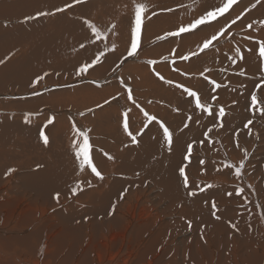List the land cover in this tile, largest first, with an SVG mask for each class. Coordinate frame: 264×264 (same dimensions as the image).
Masks as SVG:
<instances>
[{"label":"bare ground","instance_id":"1","mask_svg":"<svg viewBox=\"0 0 264 264\" xmlns=\"http://www.w3.org/2000/svg\"><path fill=\"white\" fill-rule=\"evenodd\" d=\"M138 3L146 10L138 50L128 56ZM220 5L221 0H0V264H264V105H251L253 93L264 100V0H237L210 26L167 35ZM27 17L33 19L22 21ZM221 29L225 43L205 49L210 58L201 55L203 42ZM98 55L99 62L78 74ZM166 56H190L199 70H213L197 80L201 102L217 104L208 105L212 115L196 108L187 86L183 95L173 83L179 84L173 80L182 73L169 70L172 63L145 62ZM96 76V83L114 80L113 86L100 87ZM44 85L42 94L25 96ZM13 107L25 113L9 112ZM65 110L72 119L57 115ZM49 111V119L35 120ZM125 111L138 143L123 127ZM145 112L173 133L171 151L160 124L149 122ZM77 129L89 132L91 158L103 179L90 168L80 170ZM188 144L190 161L184 159ZM242 160L237 177L230 165ZM184 165L187 186L179 173ZM9 169L15 171L6 175ZM238 188L244 192L237 195Z\"/></svg>","mask_w":264,"mask_h":264},{"label":"snow or ice","instance_id":"2","mask_svg":"<svg viewBox=\"0 0 264 264\" xmlns=\"http://www.w3.org/2000/svg\"><path fill=\"white\" fill-rule=\"evenodd\" d=\"M85 2V0H74V3H83ZM237 2V0H221V5L214 7L211 10H208L205 14L201 15L199 18L195 19L194 21H192L190 24L186 25V26H181L176 32H170L167 35L169 36H179L182 33H191L193 30L198 29L201 26H210V24L213 21H216L218 17H222L225 15V13H227L229 11V9L232 8V6ZM257 2H259V0H257ZM67 7H72L71 4L66 5L65 8ZM252 7H255V4L252 5ZM64 8H57L56 12H60V11H64ZM146 10V5H144L143 3H138L135 5V28L133 29V33H132V39L130 41V50L128 51L127 55L128 56H133L136 54L137 50H138V44H139V38H140V25H141V15L142 13ZM54 13H47V12H40L37 13V16H44V15H51ZM28 19H33V17H27L25 22H27ZM237 19H239V17H237ZM88 26L91 28L92 32L94 33V35L96 37H101V32L96 28V26L94 24H92L91 22H87ZM236 23V20H232L231 24ZM264 23V22H261ZM231 24H229L227 27H230ZM114 27V26H113ZM249 28L252 27V24L248 25ZM225 31V29H221L219 33L212 35L209 39H206L202 46L200 47V51H204L205 49L209 48L210 45H212L213 41H216L219 35H222L223 32ZM83 47V45H81ZM237 53H240V49L237 48L236 49ZM192 56H196L198 55V53L193 52L191 53ZM259 57L264 59V42H260L259 44ZM182 59H188V56H183L181 57ZM240 58L243 59V55H240ZM99 62V55L96 57V59L91 63V64H84L83 66H81L78 70V74H84L88 71V69L90 67L93 66V64ZM4 63V61L0 60V64ZM149 63L151 64H155L156 61H149ZM243 74V73H242ZM44 75H47V73H45ZM157 75H159V73H157ZM41 79H43V76L41 77H37L36 78V82L38 83ZM160 79L163 80L164 77L160 76ZM168 83H171V81H168ZM211 83L213 85H215L217 88L220 87L219 84L216 83V81L212 80ZM182 87V86H181ZM185 91L187 92V94L191 97L195 98V106L198 109H201L202 111H206L208 112L209 115H212V111H211V107L208 105H205L204 103L201 102V98L200 95L196 92V91H191L189 89H185ZM129 98L131 99V89H129ZM258 104L260 105H264V100H261L255 93L251 94V105L253 106V108H255ZM130 111V110H129ZM260 112L262 115H264V108L260 109ZM225 110L223 107H221L219 109L218 115L220 118H223L225 116ZM124 123H123V127L125 129V131L127 132V134L131 137V140L133 143H138L137 140V136L133 135L131 131H129V123H128V111L124 112ZM144 115L147 117V119L149 120V122L151 121H157V117L155 116H150L148 115V113H144ZM160 127L163 129V138L164 141L167 145L168 151L172 150V145H173V133L170 131V129L164 125L163 122H159ZM49 123H51V121H49ZM252 121L249 120L248 124H251ZM247 127V125H245ZM222 127V124H221ZM211 131V129L209 130ZM77 134L79 137H81L82 139L78 142L74 143V147H75V157L77 158V160L79 161V166H80V170L83 171L85 169V167L90 168L91 172L94 173L97 177H99L100 179H103V176L101 175V173L97 170V167L94 165L92 158H91V144L89 143V132L88 131H81L79 129H77ZM41 137L43 138V143L45 145L48 144V137L41 132L40 133ZM192 153H193V145L192 144H188L186 147V155L184 157V159L186 160H191L192 157ZM244 155L247 156V150L244 151ZM110 159L112 157H109ZM199 163L203 164V161H199ZM39 167V166H38ZM187 167V165L181 166L179 168V173L180 176L183 178L184 184L185 186L188 185L189 183V178L188 175L186 174L185 168ZM230 167L235 168V175L237 177H240L242 175V170L244 168V161H240L239 166L236 165H230ZM13 171H15V169H9L8 173H6V175L11 174ZM209 187H212V185H209ZM251 187V186H249ZM79 186L74 187L72 189L73 194H77V192L79 191ZM244 192L243 188H238L237 190V195L241 194ZM189 195H195L194 192H190ZM228 195H232V193H229ZM54 199L57 201V203H59L60 200V193L57 192L54 194ZM211 207L213 209H215L217 207V205L215 204V202L212 203ZM213 215H216L215 212H213ZM217 219H219L220 217L217 216ZM188 226L189 228H191V221L188 222ZM232 227H236V225H232Z\"/></svg>","mask_w":264,"mask_h":264},{"label":"rangeland","instance_id":"3","mask_svg":"<svg viewBox=\"0 0 264 264\" xmlns=\"http://www.w3.org/2000/svg\"><path fill=\"white\" fill-rule=\"evenodd\" d=\"M61 12H65V10L64 11H61ZM50 16V15H49ZM21 18H23V17H21ZM22 21H25V19L24 20H22ZM245 30V29H244ZM250 29H247L245 32H247V31H249ZM167 34V33H166ZM166 34H164V35H161V36H159V40L160 41H165L167 38H166ZM262 34H264V33H262ZM163 37H165V38H163ZM220 37V38H219ZM227 38V36H218V38H217V40L215 41V43H212V45H210L209 47H211V46H215L218 42H221L222 41V43H225V39ZM223 40H222V39ZM224 41V42H223ZM214 42V41H213ZM236 46V45H235ZM230 51V49H225V50H223V52H225V53H228L229 51ZM201 53V55H206L208 58H210L209 56L212 54V53H210V52H208L207 50H205V51H200ZM231 53H232V55L231 56H233V55H235V53H233L232 51H231ZM229 54V53H228ZM230 55V54H229ZM168 56H166V57H164V58H167ZM189 58L188 59H182L181 57H172V60H171V57H169V58H167V59H164L163 57H160V58H150V59H145L146 61L145 62H147V63H149L148 61H153L152 59H154V61H156V62H159V61H161V62H166V63H172V64H170V67H169V70H171L172 72H174V71H181V77H182V79L184 80H182V79H180V81L179 80H173V81H178L179 82V84L178 83H176V82H173V83H175L176 85H177V87H179L180 89H182L183 91H182V93H183V95H186L187 94V92L185 91V93L186 94H184V87L185 86H187L185 89H189V90H191V91H196L198 94H199V90H198V88H199V84H198V82H197V80H199V77H203V78H205V76H211L212 75V73H213V70L211 71V69L210 68H208L207 69V67L206 68H204V66H203V68L202 69H200L199 70V64H196V62H194L195 60L193 59V57H190V56H188ZM198 57H199V55H198ZM161 59V60H160ZM174 59V60H173ZM175 59H177V60H175ZM236 59H238L237 57H236ZM166 60V61H165ZM160 63V62H159ZM182 65V66H181ZM204 65H206V63L204 64ZM176 66V67H175ZM178 66H180V67H178ZM172 68V69H171ZM174 68V69H173ZM192 68V69H191ZM182 69V70H181ZM184 69V70H183ZM188 69H191V70H188ZM179 71V72H180ZM184 71V72H183ZM188 71V72H187ZM190 71V72H189ZM215 71V70H214ZM208 73V75H206ZM120 75H122V72H120L119 73ZM211 74V75H210ZM205 75V76H204ZM188 76V77H187ZM191 76H192V79H196V82L197 83H195V81L194 80H192L191 79ZM92 77V76H91ZM95 78V83H96V79L97 80H99L98 79V77L96 76V77H94ZM115 78L117 79L118 78V76H115ZM191 80L192 81H194L193 83L191 82ZM101 82L100 83H96L97 85H99L100 87H103V86H113V81L114 80H109L108 82H105V81H102V80H100ZM196 85H195V84ZM110 84V85H109ZM181 84V86H179ZM183 84V85H182ZM48 85V84H47ZM47 85H44L43 86V88L42 87H40V89H34L33 91L31 90V92L32 93H30V94H25V96L27 97V96H29V95H31V96H36V95H40V94H42L44 91H46L47 90ZM50 85H51V83H50ZM79 86V85H78ZM189 86V87H188ZM194 86H197L196 88L194 87ZM63 88V87H62ZM62 88H60V89H62ZM65 88V87H64ZM56 89H58V87L56 88ZM59 89V90H60ZM35 91V92H34ZM34 92V93H33ZM40 93V94H39ZM149 97V96H148ZM188 97H190L189 95H188ZM194 98V97H193ZM4 99H6L7 101H14V97H11V96H5L4 97ZM195 99V98H194ZM114 101V100H113ZM150 101H153L152 100V98H150L149 97V102ZM148 102V103H149ZM157 102V101H156ZM155 102V103H156ZM160 101H158L157 102V104H159L160 106H162L161 105V103H159ZM205 102V103H204ZM202 103H204L205 105H206V103H207V105H217L216 103H212V101H210L209 103L208 102H206V101H202ZM118 107V105L117 104H114L113 105V107ZM106 108H112V106H108V107H106ZM24 110L22 109V108H20V107H13V109H10L9 110V112H11V113H16V114H24L25 112H23ZM29 112H31V111H29ZM29 112H26V114L27 113H29ZM51 113H54L53 111H49L48 113H47V115L44 117V115H38L39 116V118L37 117V116H35V120H37V121H39V119L41 118V120L43 119V118H46L45 120H47V119H49L48 117H49V115L51 114ZM68 113H69V111L68 110H65L64 112H60V113H58L57 115L58 116H67L68 118H70V119H72V117H71V115L69 114L68 115ZM60 114V115H59ZM56 118V117H55ZM55 118L53 119V120H55ZM62 118V117H61Z\"/></svg>","mask_w":264,"mask_h":264}]
</instances>
